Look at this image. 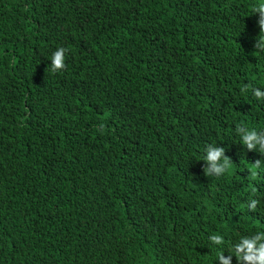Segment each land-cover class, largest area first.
<instances>
[{
	"label": "trees",
	"instance_id": "16d2710c",
	"mask_svg": "<svg viewBox=\"0 0 264 264\" xmlns=\"http://www.w3.org/2000/svg\"><path fill=\"white\" fill-rule=\"evenodd\" d=\"M259 3L0 0V264H219L264 231Z\"/></svg>",
	"mask_w": 264,
	"mask_h": 264
},
{
	"label": "clouds",
	"instance_id": "9594fccd",
	"mask_svg": "<svg viewBox=\"0 0 264 264\" xmlns=\"http://www.w3.org/2000/svg\"><path fill=\"white\" fill-rule=\"evenodd\" d=\"M254 14H258V27L260 29V35L256 38L253 45L256 51L253 53H264V3H259L254 7ZM66 49L61 47L54 52L51 58V71L53 73L63 70L65 68V53ZM48 71V69H47ZM46 71V72H47ZM248 86L242 89V92H247ZM253 95L259 99L264 100V90L252 89ZM103 125H101V128ZM237 134L241 137L242 144L249 151H259L261 155H264V132H257L256 130L248 129L243 124L237 127ZM204 161L207 163V167L203 169L204 174L208 177L216 176L220 177L225 175L233 161L230 157L225 155V149L217 147L215 145H208L205 149ZM264 166V161L257 160L252 164L253 170L251 176L257 175L256 169ZM257 200H251L248 207L255 211L258 205ZM210 241L215 245H223L225 243L224 237L219 234L210 236ZM232 256H235L239 264H264V231H257L250 236H243L233 246L232 254L225 256L224 252H221L218 256L219 264H232Z\"/></svg>",
	"mask_w": 264,
	"mask_h": 264
}]
</instances>
